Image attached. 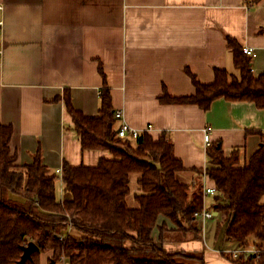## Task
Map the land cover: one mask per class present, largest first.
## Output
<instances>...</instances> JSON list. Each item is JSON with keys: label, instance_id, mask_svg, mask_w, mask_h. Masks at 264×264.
<instances>
[{"label": "crops", "instance_id": "1", "mask_svg": "<svg viewBox=\"0 0 264 264\" xmlns=\"http://www.w3.org/2000/svg\"><path fill=\"white\" fill-rule=\"evenodd\" d=\"M0 21V124L13 127L10 147L19 164L32 163L40 150L44 164L61 174L64 162L92 166L112 157L108 150L82 148L65 100L70 95L76 109L95 116L108 87L114 110L128 124L141 130L152 124L155 139L164 133L171 138L190 182L197 178L191 169L210 165L206 127L226 154L240 148L242 164L261 144L252 131H264V110L254 102L222 97L204 110L161 97L194 94L191 74L211 83L217 68L238 72L228 36L255 50L252 69L263 74L264 0H0ZM205 183L214 184L208 178ZM64 196L58 178L57 200ZM154 233L158 238V229ZM217 236L218 229L213 240ZM185 237L162 245L202 251L205 264H237L223 252L246 248L233 240L226 247L209 244L204 229L201 239ZM52 254L42 252L40 264H66L52 262Z\"/></svg>", "mask_w": 264, "mask_h": 264}, {"label": "trees", "instance_id": "2", "mask_svg": "<svg viewBox=\"0 0 264 264\" xmlns=\"http://www.w3.org/2000/svg\"><path fill=\"white\" fill-rule=\"evenodd\" d=\"M227 40L239 75L217 68L214 81L203 83L191 74L194 94L166 93L161 101L194 103L208 110L223 97L254 102L264 110V73L255 76L252 57L236 38ZM65 100L82 148L108 150L112 157L103 156L92 166L64 162L61 174L44 164L40 150L32 163L19 164L10 147L13 127L0 124V264H15L30 241L39 249L24 264H40V254L46 251H52L54 263L205 264L202 251L168 250L162 244L180 234L203 237L195 212L205 207L206 178L219 190L211 208L227 216L225 236L257 250L238 258L223 254L237 264H264V131H252L262 141L244 164L240 148L226 154L221 141L212 143L207 147L210 165L191 169L197 178L190 182L184 178L190 170L175 156L166 133L158 139L147 132L141 139L118 136L109 87L101 92L95 116L76 109L70 95ZM58 178L64 185L61 200L56 197ZM161 217L165 219L159 222Z\"/></svg>", "mask_w": 264, "mask_h": 264}, {"label": "built area", "instance_id": "3", "mask_svg": "<svg viewBox=\"0 0 264 264\" xmlns=\"http://www.w3.org/2000/svg\"><path fill=\"white\" fill-rule=\"evenodd\" d=\"M2 22L0 21V28H1ZM244 53L251 56L252 58L256 55L255 50L252 47H243ZM115 117L117 120L120 121L118 124V136L120 137H131L133 139H138L139 136H142L141 134L144 132L150 133L153 126L152 124H149L146 126L145 129H137L132 127L130 124H128L123 119V113L121 110L115 111ZM210 127H206L205 134H204V143L207 147H209L212 144L211 137H210ZM204 196L208 195H214L216 196L219 193L218 187L215 184L207 185L205 183L203 188ZM195 216L197 217L199 223L201 224L202 229L205 228V223L208 219L213 218L215 216V213L213 212V209L204 207L201 211L195 212ZM233 254L235 258H238L242 254H250V253H256L257 250L255 248H243L242 250L237 251H229ZM65 260V259H64ZM66 261V260H65ZM66 264H70L66 261Z\"/></svg>", "mask_w": 264, "mask_h": 264}, {"label": "rangeland", "instance_id": "4", "mask_svg": "<svg viewBox=\"0 0 264 264\" xmlns=\"http://www.w3.org/2000/svg\"><path fill=\"white\" fill-rule=\"evenodd\" d=\"M230 73L239 75V71L237 72L236 70H232V71H230ZM132 187H133V185H132ZM206 197L207 198L205 201H206V204L209 206L206 208L210 209L213 205L212 203H213L214 197H213V195H208ZM129 203H130V205L134 204L133 195L129 196ZM226 224H227V216L225 215L224 212H220L219 215H215L213 218L208 219L205 223V228H204V232L207 235V237H205V240H207L208 243L211 244L212 240L215 238V232L218 229V236L213 241L216 242V245H218V246L221 244V242H223V243H225L224 247H226L227 246L226 243L230 240L225 236ZM233 241H238V240H233ZM238 242H241V241H238ZM240 244H242V242ZM237 247H239V246H237Z\"/></svg>", "mask_w": 264, "mask_h": 264}, {"label": "water", "instance_id": "5", "mask_svg": "<svg viewBox=\"0 0 264 264\" xmlns=\"http://www.w3.org/2000/svg\"><path fill=\"white\" fill-rule=\"evenodd\" d=\"M141 138L142 136H139V139ZM38 249V245L35 242L30 241L27 245L23 246V254L15 264H24L28 259L32 257V253L34 251H37Z\"/></svg>", "mask_w": 264, "mask_h": 264}]
</instances>
